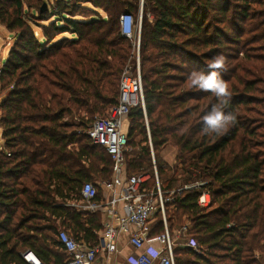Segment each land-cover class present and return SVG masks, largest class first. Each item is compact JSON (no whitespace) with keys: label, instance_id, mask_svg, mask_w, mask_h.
Here are the masks:
<instances>
[{"label":"trees","instance_id":"trees-1","mask_svg":"<svg viewBox=\"0 0 264 264\" xmlns=\"http://www.w3.org/2000/svg\"><path fill=\"white\" fill-rule=\"evenodd\" d=\"M44 2L0 0V23L15 33L0 69V264H28V250L63 264L62 229L97 243L102 214L73 203L86 182L112 177L113 160L86 131L117 105L123 72L137 57L120 24L127 12L137 20V1L57 0L43 9ZM140 35L145 108L129 114L128 174L146 173L150 145L158 157L172 144L185 183H203L177 195L168 211L170 226L174 216L179 228L187 224L201 247L177 249V264H264V54L239 49L264 41V0H145ZM218 54L235 61L221 76L231 92L225 111L236 120L221 135H205L202 116L217 101L188 77L195 63L208 73ZM171 170L159 161L166 190L178 180V168ZM203 190L208 207L198 203Z\"/></svg>","mask_w":264,"mask_h":264},{"label":"built area","instance_id":"built-area-1","mask_svg":"<svg viewBox=\"0 0 264 264\" xmlns=\"http://www.w3.org/2000/svg\"><path fill=\"white\" fill-rule=\"evenodd\" d=\"M135 1L139 3L140 19H143L145 0ZM120 24L123 36L136 42V63L126 67L123 72L117 105L108 116L95 118L86 131L94 144L102 146L111 155L112 177L99 183L100 186L86 182L81 190L83 199L73 203L81 212H100L102 228L97 232L98 241L94 245L76 239L64 229L60 230L58 240L67 254L63 264H177V249L188 247L201 252V247L188 235L187 224L179 228L177 239H172L168 211L177 195L184 190L201 187L203 183H183L166 190L156 165L154 174H128L126 155L131 148L128 145V131L124 127L129 121L131 109L138 106L145 108V100L140 69V40H135L139 31L137 21L132 13L127 12L121 15ZM151 151L154 154L153 148ZM99 190L102 195L97 200ZM211 199V193L203 190L198 203L208 207ZM159 225L162 232L152 234ZM121 236L135 249V253L125 259L119 244ZM150 248L156 249L159 254L151 256L148 252ZM22 256L28 264H45L30 250Z\"/></svg>","mask_w":264,"mask_h":264},{"label":"rangeland","instance_id":"rangeland-1","mask_svg":"<svg viewBox=\"0 0 264 264\" xmlns=\"http://www.w3.org/2000/svg\"><path fill=\"white\" fill-rule=\"evenodd\" d=\"M44 1L45 2L43 4V6L48 5V3H49V5H54L57 0H44ZM130 1L135 3V0H130ZM30 13H35V11L31 10ZM100 14L103 16H106L103 11H100ZM147 17L151 21L154 19V15L151 11H148ZM136 21H137L138 30L141 33L142 19H140V13H138ZM35 29H36V27H35ZM139 31L136 34L135 40L141 39V35H140ZM36 32H38L39 37L42 38L40 29L37 28ZM241 39L242 40L247 39V35L246 34L242 35ZM14 43H15V33L10 31L6 26H4L3 24L0 23V69L2 68L3 64L6 62V58H7L8 54L11 50V47L14 45ZM263 44H264V41L252 42V44H248V46H244L245 48L239 47V49H243V50L249 49V51H251L253 53L264 54V51L260 50L261 46ZM137 54H138V52H137ZM139 56H140V51H139ZM234 63H235V61L226 57V69H228L229 67H232V65H234ZM190 69H192V67ZM193 69L196 71H201L200 70L201 69L200 64L199 63L193 64ZM202 71H204V70H202ZM223 72L225 74L226 70H223ZM0 87H1V81H0ZM255 95H256V97H262V94H255ZM251 106L255 107L256 111H259V109L261 108V106L258 105L257 103L251 104ZM107 111L104 114L96 115L95 118L108 116L111 113V111H110V109H108ZM249 115L251 117H253L254 119H257V120L260 119V115L255 111L250 112ZM257 123H259V125H260L261 122H257ZM147 126H149L148 122H147ZM259 133L262 134V137H264V124H263L262 128H259ZM262 139H264V138H262ZM1 144H2V135H1V128H0V145ZM152 148L153 147L150 145V150H152ZM164 148H165V150L161 151L158 154V157L155 154V152H154V154H152V151H151V155L148 158V162L150 163V166H147V167L144 166L145 171H146V173L154 174V172H155L154 166L156 165L157 169H158V174H159V161H161V160L165 161L167 163V165H169L172 169L170 172L171 174H174V170L176 168H178V171L175 174V177H177L178 180L174 183V186L175 187L181 186L183 183H185V177H184L185 175L182 174V170H181L182 165L176 161L177 148L175 146H173L172 144H169V145L165 146ZM138 150H139V148H138ZM99 183H102V181L98 180L96 183L97 186L99 185ZM182 220L185 221L184 218ZM172 221H173V226H171V229H172L171 236H172V239H177V234H178L180 223H178V220H175V216L172 218Z\"/></svg>","mask_w":264,"mask_h":264},{"label":"clouds","instance_id":"clouds-1","mask_svg":"<svg viewBox=\"0 0 264 264\" xmlns=\"http://www.w3.org/2000/svg\"><path fill=\"white\" fill-rule=\"evenodd\" d=\"M208 68L210 69L208 73L193 70L188 79L192 88L211 93L217 101L202 116L203 133L205 135H221L236 120L233 113L225 111L231 98L228 83L221 76V71L226 70V57L222 54L216 55L208 63ZM148 252L153 257L159 254L154 248H150Z\"/></svg>","mask_w":264,"mask_h":264},{"label":"crops","instance_id":"crops-1","mask_svg":"<svg viewBox=\"0 0 264 264\" xmlns=\"http://www.w3.org/2000/svg\"><path fill=\"white\" fill-rule=\"evenodd\" d=\"M129 125H130V121H127L125 123L124 129L129 131ZM1 135H2V129H1ZM2 144H3V139H2ZM2 144L0 145V148H2ZM163 150H165V148ZM119 244L122 247L124 259L128 257L129 255H133L135 253L134 247H132L130 244L127 243V240L125 239V237L123 236L120 237Z\"/></svg>","mask_w":264,"mask_h":264},{"label":"water","instance_id":"water-1","mask_svg":"<svg viewBox=\"0 0 264 264\" xmlns=\"http://www.w3.org/2000/svg\"><path fill=\"white\" fill-rule=\"evenodd\" d=\"M43 9H46V5L43 6Z\"/></svg>","mask_w":264,"mask_h":264}]
</instances>
